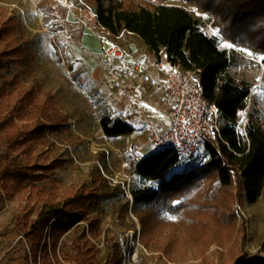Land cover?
Here are the masks:
<instances>
[{"label": "trees", "instance_id": "obj_1", "mask_svg": "<svg viewBox=\"0 0 264 264\" xmlns=\"http://www.w3.org/2000/svg\"><path fill=\"white\" fill-rule=\"evenodd\" d=\"M86 1L94 7L95 22L111 36L130 34L155 58L163 54L171 66L195 70L204 99L220 114L217 145L204 146L207 160L201 166L170 175L181 164V156L171 148H158L137 163L135 174L142 186L131 189L130 196L142 241L155 244L171 219L187 222L186 236L192 240L223 222L233 229L231 203L236 199L252 205L262 193L264 122L259 112L247 105L252 85L237 80L230 72L236 62L234 51L221 49L220 44L228 42L264 58V0ZM33 73L31 41L24 38L15 19L0 10V166L4 165L0 185L7 197L19 195L27 200L17 218L26 227L23 238L30 245L26 260L30 264H52L50 258L58 261L56 250L61 238L81 222H88L91 238L98 237L101 218L88 217L102 200L114 198L118 187H111L97 168L89 174V186L80 190L61 191L54 181L48 190L31 185L35 172L41 169L32 164L27 150L46 131L64 132L70 127V119L56 97L42 92L36 79L23 87V78ZM240 111L247 113L244 134L238 130ZM129 119V115L103 116L100 129L107 138L129 136L134 131ZM14 154L25 155L26 163H17ZM234 178L235 195L230 191ZM72 245L75 264H98L96 248L84 232ZM119 261L115 253L108 264ZM247 264H264V260Z\"/></svg>", "mask_w": 264, "mask_h": 264}, {"label": "rangeland", "instance_id": "obj_2", "mask_svg": "<svg viewBox=\"0 0 264 264\" xmlns=\"http://www.w3.org/2000/svg\"><path fill=\"white\" fill-rule=\"evenodd\" d=\"M93 8L86 0H68L66 6L58 0H0V10L14 18L24 38L31 41L34 73L23 78V87L36 79L42 92L53 94L70 119L67 131H46L27 150L32 164L41 169L35 172L31 185L48 190L54 181L61 191L80 190L89 186V174L97 168L111 187H118V194L102 200L88 217L100 216L98 237L91 238L88 222H81L61 238L56 250L58 261L50 258L51 263L75 264L72 244L83 232L96 248L98 264H108L115 253L120 259L117 264H247L254 259L264 260V186L255 204L236 199L231 203L233 229L223 222L192 240L186 236L188 223L171 219L155 244H144L141 225L133 215L130 190L142 186L134 172L137 163L157 149L147 126L158 137L167 132L170 101L152 71L136 73L131 69L132 61L153 59V54L130 34L111 36L95 22ZM109 45L124 49L125 59H104L103 50ZM220 48L234 51L236 62L230 72L237 80L252 85L247 105L256 109L264 122V58L236 49L228 42H222ZM119 115L130 116L128 124L133 133L105 137L100 118ZM14 157L17 163H26L25 155ZM206 160L202 147L188 157L181 156V164L170 175L201 166ZM3 169L1 165L0 171ZM230 191L235 195V178ZM0 197V264H30L26 260L30 245L23 238L26 227L17 220L27 200L19 195L7 197L1 185Z\"/></svg>", "mask_w": 264, "mask_h": 264}, {"label": "built area", "instance_id": "obj_3", "mask_svg": "<svg viewBox=\"0 0 264 264\" xmlns=\"http://www.w3.org/2000/svg\"><path fill=\"white\" fill-rule=\"evenodd\" d=\"M58 1L63 6L68 3V0ZM102 54L104 59L109 60L121 61L126 57L124 49L116 45L105 47ZM131 69L136 73L152 71L170 101V124L167 132L158 137L153 128L147 126L157 149L171 148L180 156L188 157L208 143L217 144L221 128L220 114L214 104L204 99L203 87L195 70L173 67L161 57L134 60L131 62ZM239 113L238 130L244 134L247 113Z\"/></svg>", "mask_w": 264, "mask_h": 264}, {"label": "crops", "instance_id": "obj_4", "mask_svg": "<svg viewBox=\"0 0 264 264\" xmlns=\"http://www.w3.org/2000/svg\"><path fill=\"white\" fill-rule=\"evenodd\" d=\"M145 50L148 52V50L146 49V47H145ZM148 53H150V52H148Z\"/></svg>", "mask_w": 264, "mask_h": 264}]
</instances>
